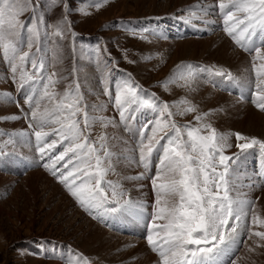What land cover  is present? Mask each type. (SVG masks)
<instances>
[{
	"label": "rangeland",
	"instance_id": "374dc122",
	"mask_svg": "<svg viewBox=\"0 0 264 264\" xmlns=\"http://www.w3.org/2000/svg\"><path fill=\"white\" fill-rule=\"evenodd\" d=\"M190 1L182 2L183 5L177 2L181 5L178 6L170 0L155 3L20 0L23 11L18 19L30 21L29 26L37 24L38 37L17 28L0 39V264H162L159 253L152 250L146 239V225L156 199L151 180L161 167L162 147L157 146L147 167L138 163L141 143H147L158 119L169 125L175 123L184 141L188 139L186 126L210 125L217 134L226 137L223 154L232 158L226 174L232 188L230 195L251 202L246 217L248 227L253 232L264 231V225L252 222L253 215L264 220V211L260 214L256 210L264 194V149L259 146L264 143V137L246 131L247 123L242 125L245 131L236 129L238 124H234L246 106L264 116V110L259 107L262 101L257 99L258 78L253 70L254 66L259 69L264 65V32L257 25L251 40L247 34L237 35V43L224 31L226 12L235 11L231 0ZM220 3L229 7L222 11ZM236 15L243 18L245 14ZM57 31L61 32L60 36L55 35ZM239 31L237 29V33ZM213 37L216 41H228L247 61L235 63L237 66L233 67L212 52L214 45L208 50L201 43L178 44L204 42ZM5 44L12 46L7 53ZM256 47L260 48L259 55ZM24 53L29 54L28 58L21 61L19 57ZM13 67H16L15 73ZM216 70L225 75H215ZM259 79L264 81V76ZM129 83L138 86L137 103L117 105L116 96H123L125 85ZM76 96L82 97L81 107L91 122L85 132L84 112L75 117L82 131L80 142L87 136L88 142L98 150L106 169L102 189L108 193L110 201L113 191L117 195L116 201L89 211L80 207L67 188L58 182L59 172L52 168L50 160V156L54 157L69 144L56 134L60 124L51 122L62 121L67 109H54L57 104L69 103ZM143 100L169 105L172 116L169 118L159 109L141 106ZM188 107L195 111L186 112ZM45 113L50 114L49 122L41 127L38 121ZM198 115L203 117L200 122L196 120ZM14 123H21L22 127ZM36 131L49 133L45 142H58L54 151L45 150L43 158L37 150ZM166 131L168 136L161 145L168 137L175 136L170 127ZM202 134L208 132L202 129ZM236 134L259 143L241 150L236 147L237 143L246 141H237ZM163 135L158 133V136ZM218 156L219 153L215 163L219 173L224 168L219 165ZM46 163L48 168L44 167ZM76 163L73 160V164ZM63 164L62 161L55 168L66 172ZM94 164L93 158L89 162L90 172L95 171ZM36 171L61 190L73 205L75 215L72 208L64 210L57 198H50L48 191L33 199L23 178ZM250 175L258 182L247 181ZM90 186L95 188L94 184ZM175 202H179L178 197ZM113 207L120 210L116 214L105 210ZM83 218L107 234H101L97 240H86L84 235H88L90 227L82 223ZM242 240L246 243H241L226 259L236 261L235 264H264V246L257 247L264 245V241L254 236L249 239L247 232ZM137 243L145 247L144 255L134 250ZM29 259L36 261L31 263Z\"/></svg>",
	"mask_w": 264,
	"mask_h": 264
},
{
	"label": "snow or ice",
	"instance_id": "6c2138e0",
	"mask_svg": "<svg viewBox=\"0 0 264 264\" xmlns=\"http://www.w3.org/2000/svg\"><path fill=\"white\" fill-rule=\"evenodd\" d=\"M232 8L225 15L224 31L237 43V35L248 39L255 35L256 26H260L261 32H264V0H231ZM229 6L220 3L219 8L223 11ZM23 9L20 7V0H0V39H3L5 33H14L17 28L26 29L34 37H38V25L29 26V22L19 21V16ZM243 12V18H239L236 13ZM231 21V23H230ZM243 27L241 28V26ZM237 29L240 31L237 33ZM55 35L60 36L61 32L57 31ZM12 46L4 45L5 53ZM241 47L243 45L241 44ZM15 51V49H12ZM257 55L260 48L256 47ZM28 53L19 57L21 61L28 58ZM35 66V61L33 62ZM253 70L258 78L257 89L259 94L257 99L262 101L259 104L261 110H264V81L259 78L264 76V65L259 69L255 66ZM208 71H212L209 69ZM16 72V67H13ZM215 75L224 76L221 70H216ZM231 78V74H228ZM137 87L132 84H126L124 95L116 96L117 105L126 103H137ZM68 93H65V97ZM82 97H73L71 102H61L56 105L54 111H63L67 109V115L63 120H53L52 123H59L60 128L57 135L62 140L69 141L67 147H64L54 157L50 156L52 168L59 172L56 176L58 182L63 184L70 195L78 202L79 206L85 211L103 207L105 204L116 201L117 195L113 191L111 201L102 190V181L106 169L102 166L103 160L97 154L98 150L88 142L87 136H84V142L81 141L80 121L75 117L84 112V131L91 127L90 118L81 107ZM141 106L149 109H159L161 113H166L170 118L172 113L169 111V105L157 104L149 100H143ZM186 112L195 111L194 108L188 107ZM45 113L39 118V125L42 127L48 123V116ZM124 117V111L120 113ZM33 118L37 113H32ZM203 119L197 116V122ZM175 132L174 137H168L167 142L161 145V141L168 136L167 128ZM187 127V141L182 140L181 129L175 123L169 125L156 121V126L152 128V135L148 137L147 143H141L139 148V165L148 166L149 158L157 149V146L163 149V159L160 161L161 167L151 183L156 199L153 205V211L147 222V243L154 252H158L162 258V264H235V261L229 259L241 243L245 232L248 238L258 237L264 241V231H251L248 227L246 217L248 215V205L251 203L246 199L234 198L230 195L232 188L229 186V180L226 178L229 166L228 162L232 159L223 154L226 145V137L217 134L215 129L210 125H202L200 128ZM202 129L208 132L202 134ZM158 133H164L158 136ZM49 133L35 132L37 141V150L41 158L46 154L45 150L54 151L57 147V141L45 142ZM237 141H246L237 143L236 147L243 150L251 148L259 143L257 140H248L240 134H236ZM264 149V143L259 144ZM86 149V151H84ZM69 153H72L69 156ZM219 153L218 162L223 166V172L216 171V155ZM105 155H108L105 152ZM67 157V159H66ZM94 158L95 164L92 165L95 171L88 170L89 162ZM73 160L77 163L73 164ZM64 162L63 168L66 172L56 169L55 166ZM71 165V167H69ZM44 167L48 168L46 163ZM80 181L77 184V181ZM94 184L93 189L90 185ZM179 198L176 203L175 199ZM127 205L128 201H124ZM106 211L117 212L120 209L113 207L105 209ZM164 221V223H158ZM252 222H259L264 225V220H259L255 215L252 216ZM160 238L159 241L156 238ZM264 245L258 244L257 247ZM250 251L252 249H249Z\"/></svg>",
	"mask_w": 264,
	"mask_h": 264
},
{
	"label": "bare ground",
	"instance_id": "6f19581e",
	"mask_svg": "<svg viewBox=\"0 0 264 264\" xmlns=\"http://www.w3.org/2000/svg\"><path fill=\"white\" fill-rule=\"evenodd\" d=\"M139 1H149L151 3H155L157 2V0H139ZM171 2H174V3H177L179 2V4H182V2L186 1V0H170ZM190 1V0H188ZM198 1V0H197ZM208 1V3H210V0H206ZM181 2V3H180ZM191 2V1H190ZM173 4V3H172ZM178 4V3H177ZM178 6H181L179 5ZM184 4V3H183ZM182 4V5H183ZM187 4V3H186ZM176 6V5H175ZM177 6V7H178ZM188 43H201L203 45L206 46V48L209 50V47L211 49V47L214 45V49L212 48V52L213 53H217L218 55H220V59L222 58V60H224L225 62H227L228 64L230 65H234L233 67H235V65L237 66V64L235 63H240L241 61L244 63L245 61H247V58L239 53V52H235L233 49H232V46H230V44L228 43V41L224 40V39H220L219 41H216V37H213L211 39H207L206 41L202 42L201 40L200 41H189V42H184V43H178V44H181V45H187ZM188 44V45H190ZM187 45V46H188ZM184 47V46H183ZM196 48V47H195ZM188 50V49H187ZM178 54V53H176ZM179 55V54H178ZM210 55V54H209ZM179 58V57H178ZM182 59V58H181ZM246 65V64H245ZM232 67V68H233ZM240 67V66H239ZM238 67V68H239ZM246 67V66H245ZM230 68V67H229ZM237 68V69H238ZM235 69V68H233ZM239 73V71H238ZM237 74V73H236ZM244 76V74H243ZM246 77V76H245ZM203 86V84H202ZM202 89H205V87H203ZM211 91V90H210ZM214 95V94H213ZM217 95V94H216ZM220 95V94H219ZM218 96V95H217ZM220 98L223 97V95H220L218 96ZM229 99L231 97H228ZM227 99V98H226ZM237 99V98H236ZM228 101V100H227ZM229 104V103H228ZM243 104V103H241ZM239 106V104H238ZM240 107V106H239ZM246 109L243 110V112H240V116H238L235 121H234V124L238 126H235L236 129H244L243 131H245V128L242 126L243 124H248L249 125V128L246 129V131H248L249 133L251 132V134L254 133V135H260L261 137H264V116L260 113H257L255 112L254 110H252L249 106H246L245 107ZM226 110V109H225ZM238 110V109H237ZM2 112V110H1ZM16 113V112H15ZM215 114V113H214ZM239 114V112H238ZM239 119V120H238ZM15 124V123H14ZM240 124V125H239ZM10 126V125H9ZM15 126H19L20 128L22 127L21 126V123H16ZM222 126V125H221ZM11 127V126H10ZM17 129V128H16ZM17 130H23V129H17ZM119 144V143H118ZM120 146V145H119ZM120 150H121V147H120ZM128 164V163H127ZM131 166V165H130ZM129 167V166H128ZM133 167V166H131ZM120 168V167H119ZM123 168V167H122ZM126 168V167H125ZM124 168V169H125ZM123 169V170H124ZM134 171V170H133ZM130 173V172H129ZM133 174V173H132ZM247 174V172L245 173ZM252 175L249 176V178H246L247 181H251L252 182H258V181H254ZM23 181L26 185V188L29 189V194L32 195L33 199L37 200V196H41V194H45V191H48L50 192L49 193V196L50 198H57L58 201L60 202V206H62V208L64 210H70V208H72L71 212H73L74 208H73V205L70 203V201L66 198V196L61 192V190L56 186L54 185L47 177H45V175H43L40 171H36V172H31V173H28L25 175V177L23 178ZM128 182V181H127ZM248 184V186L251 185ZM135 184V183H134ZM132 184V185H134ZM126 186V185H125ZM141 186V185H140ZM38 187H40L41 189H38ZM129 188V187H128ZM137 189V188H135ZM143 190V189H142ZM140 191V190H139ZM247 191V190H246ZM245 191V192H246ZM242 192V191H241ZM137 193V192H136ZM142 193H145L147 194L146 191H142ZM141 193V194H142ZM252 193V192H251ZM23 194V193H22ZM146 196V195H145ZM148 196V195H147ZM44 197V196H43ZM149 198V197H148ZM260 202L256 205V210L261 214V211H264V194L260 197ZM50 201V199H49ZM48 201V202H49ZM57 201V202H58ZM142 201V199H141ZM147 201V200H146ZM145 202V201H144ZM0 212H2V207L0 205ZM68 212V211H67ZM62 213V212H61ZM65 213V212H64ZM74 215H75V212H73ZM80 216V215H79ZM83 224L87 225L88 227H90V229L87 231L88 232V235H86L85 233V237L86 240L90 239L91 240H97L99 239L100 235L101 234H107V232H105L103 229L101 228H98L96 226V224L94 223H91L89 222L86 218H83ZM79 219H75V222H78ZM80 223V222H78ZM81 223V225L83 226V224ZM78 224V226H81ZM80 228V227H79ZM110 235V234H109ZM113 236V235H112ZM111 236V237H112ZM84 241V240H82ZM112 241V240H111ZM131 242H133L131 240ZM136 242V241H135ZM134 242V243H135ZM91 243V242H90ZM133 243V245H134ZM85 245V244H84ZM136 245V243H135ZM81 246V245H80ZM83 246V245H82ZM81 248L83 249H86L84 248V246ZM87 250V249H86ZM134 250L136 251V253L138 254H143V253H146V249L145 247L141 244V243H137V246L134 248ZM144 255V254H143ZM150 258L151 256L148 255ZM130 257V256H129ZM135 257V256H134ZM128 258V257H127ZM143 258V257H142ZM240 258V257H239ZM136 259V257H135ZM31 261V263H35V261L29 259ZM134 260V259H133ZM138 261V260H137ZM236 262V261H235ZM148 263V262H147ZM151 263V262H150Z\"/></svg>",
	"mask_w": 264,
	"mask_h": 264
}]
</instances>
